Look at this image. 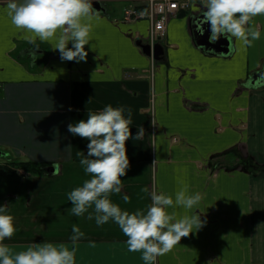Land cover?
Instances as JSON below:
<instances>
[{
	"label": "crops",
	"instance_id": "1",
	"mask_svg": "<svg viewBox=\"0 0 264 264\" xmlns=\"http://www.w3.org/2000/svg\"><path fill=\"white\" fill-rule=\"evenodd\" d=\"M99 2L86 62L62 61L54 41L37 40L33 55L0 5V166L47 165L40 174H0V204L8 205L17 226L4 243L16 251L44 240L71 247L77 224L85 236L76 245V264H144L141 253L128 251L117 224L97 226L87 214H70L67 193L89 178L80 164L88 141L67 126L111 104L131 108L133 137L144 129L141 139L126 143L131 166L112 201L130 212L144 210L150 204L145 187L174 202L181 189L203 197L198 209H168L177 218L195 212L205 224L157 264H264V84L249 83L264 67V16L254 18L261 36L251 46L232 39L230 52L219 54L197 44L191 18L201 11L192 0L169 20L165 56L152 66L137 45L147 43L150 21L125 19L147 0ZM246 158L253 167L260 159V171L229 166Z\"/></svg>",
	"mask_w": 264,
	"mask_h": 264
},
{
	"label": "clouds",
	"instance_id": "2",
	"mask_svg": "<svg viewBox=\"0 0 264 264\" xmlns=\"http://www.w3.org/2000/svg\"><path fill=\"white\" fill-rule=\"evenodd\" d=\"M94 0H0L12 25L24 33V39L33 45V55L40 43L53 42L62 61L86 62V45L91 41V23L99 12ZM99 2V0H96ZM201 17L197 30L204 34L203 25H209L208 42L217 43L222 37L235 39L244 46L261 36L260 27L252 26L254 18L264 16V0H199ZM69 44L72 46L69 47ZM71 110V109H70ZM132 110L125 106L108 104L99 111H88L87 118L69 123L68 132L88 141L87 155L80 152V164L89 176L81 186L67 193L71 203L70 214L95 220L97 226L108 222L118 225L125 237L128 251L141 253L144 264H157L160 256L170 252L182 238L202 228L205 221L195 212L177 218L168 209L181 207L198 209L202 200L199 192L189 194L187 189L172 195L145 187L150 204L146 209L127 211L113 202L111 196L120 194L123 177L131 166L126 143L139 140L144 129L131 131ZM125 203L130 198L123 196ZM17 232L15 217L7 204H0V264H76V245L85 233L72 225L69 244L44 240L27 244L16 251L6 243ZM208 264H213L209 261Z\"/></svg>",
	"mask_w": 264,
	"mask_h": 264
},
{
	"label": "built area",
	"instance_id": "3",
	"mask_svg": "<svg viewBox=\"0 0 264 264\" xmlns=\"http://www.w3.org/2000/svg\"><path fill=\"white\" fill-rule=\"evenodd\" d=\"M192 0H147L143 9H129L125 13L126 20L148 19L150 21L147 43L153 48L166 36L169 20L190 7ZM155 62L152 59V66Z\"/></svg>",
	"mask_w": 264,
	"mask_h": 264
},
{
	"label": "water",
	"instance_id": "4",
	"mask_svg": "<svg viewBox=\"0 0 264 264\" xmlns=\"http://www.w3.org/2000/svg\"><path fill=\"white\" fill-rule=\"evenodd\" d=\"M93 6L96 10L101 11L102 10V5L100 2H93ZM201 17V12L198 13L197 15L193 16L191 18V21L193 22V27H194V35L197 41V44L207 50V51H212L215 53H219V54H227L230 52V45H231V41L226 40L225 38H221L217 43L215 44H210L208 42V36H209V25L205 24L203 25L204 28V34L201 35L200 32L197 30V26L199 24V20ZM137 45L139 47H141L143 53L147 56H151L152 54V49L151 46L148 44H144L141 40L137 42ZM154 58L156 61L162 59L165 56V48L162 44L158 43L155 45L154 47ZM249 83L250 85H252L253 87H259L262 86L264 84V67L257 71L256 73H254L250 79H249ZM47 171L49 173H55L56 169L55 167H49L47 168Z\"/></svg>",
	"mask_w": 264,
	"mask_h": 264
},
{
	"label": "trees",
	"instance_id": "5",
	"mask_svg": "<svg viewBox=\"0 0 264 264\" xmlns=\"http://www.w3.org/2000/svg\"><path fill=\"white\" fill-rule=\"evenodd\" d=\"M22 168L25 171L31 173V174H40L43 173L47 165L45 163H34V162H11L9 164H6L4 166H0V174L1 175H14L16 174V171L13 168Z\"/></svg>",
	"mask_w": 264,
	"mask_h": 264
},
{
	"label": "rangeland",
	"instance_id": "6",
	"mask_svg": "<svg viewBox=\"0 0 264 264\" xmlns=\"http://www.w3.org/2000/svg\"><path fill=\"white\" fill-rule=\"evenodd\" d=\"M246 160V161H245ZM222 161H224V160H222ZM254 161V167H253V165H252V160H250L249 158H246V159H244V160H239L238 162H236L235 164H232V165H229V166H231V168H234V170H236V169H239V170H247V167H246V164H248V167H251L252 169L251 170H253V171H255L256 170V168H257V170H258V168H260V167H262L263 166V164L261 163L262 161L259 159V161H257L256 159L255 160H253ZM222 164H226L225 162H222ZM10 168H13L15 171H16V174H21V175H29V174H31V173H29V172H27V171H25L24 169H22V168H15V166L14 167H11L10 166ZM249 170V169H248ZM258 171H260V170H258ZM257 171V172H258ZM255 173H256V171H255Z\"/></svg>",
	"mask_w": 264,
	"mask_h": 264
}]
</instances>
